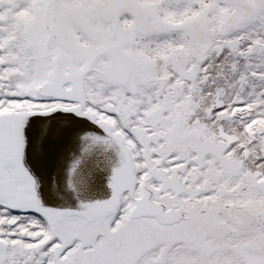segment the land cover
Listing matches in <instances>:
<instances>
[{
	"label": "snow or ice",
	"instance_id": "6c2138e0",
	"mask_svg": "<svg viewBox=\"0 0 264 264\" xmlns=\"http://www.w3.org/2000/svg\"><path fill=\"white\" fill-rule=\"evenodd\" d=\"M0 264H264V0H0Z\"/></svg>",
	"mask_w": 264,
	"mask_h": 264
}]
</instances>
